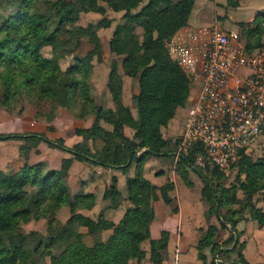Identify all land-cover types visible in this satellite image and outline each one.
<instances>
[{
	"label": "trees",
	"instance_id": "obj_1",
	"mask_svg": "<svg viewBox=\"0 0 264 264\" xmlns=\"http://www.w3.org/2000/svg\"><path fill=\"white\" fill-rule=\"evenodd\" d=\"M105 3L115 12H126L125 21L119 24L109 43L110 52L120 58L126 75L139 81V93L134 96L137 116L131 108L118 110L93 106L88 80L91 77L92 61L102 54V43L98 30L108 24L104 19L97 25L78 26L81 14L95 12L106 15ZM196 0H149L141 11H132L140 0H56L48 14H42L36 7V0H0V6L12 9L0 27V110L14 111L22 98L39 96L40 100L58 101L60 106L81 110L79 105H92L84 114L94 115L113 127L102 139L100 128L78 129L85 144L70 149L61 143L50 141L44 135H0V140H22L23 155L29 154L41 142L64 150L80 162H89L104 168H117L128 174L136 162L138 168L127 182V201L132 204L118 225L103 217L94 220L80 211L91 210L96 205L94 194L80 195L75 199L70 194L66 179L70 161H65L63 170H45L43 164H25L18 172L6 174L0 171V264H40L50 258V264H127L135 260L143 264L146 252L141 245L150 239V228L155 219L154 202L159 199L158 190L167 204L172 203L170 192L173 183L164 187L154 186L145 177V164L150 157H172L175 151L166 150L170 142L164 139L162 130L175 118L177 110L185 107L191 94V82L176 64L167 49L166 42L189 25ZM51 25L55 29H51ZM142 27L143 37L136 34ZM246 45L249 51L264 49V13L250 23ZM83 37H89L95 49L77 65L63 72L60 59L74 54ZM52 46L54 57L46 58L41 51ZM119 59L112 61L108 89L113 101L123 99V79ZM134 131V138L125 136V128ZM105 142L103 150H93L90 140ZM143 150L149 153L138 157ZM202 157L205 169L196 167ZM68 164V168H67ZM237 178L226 185V175L217 166L208 162L203 147L197 146L177 163V170L184 183L192 187L191 172L197 173L204 183L202 196L209 205V214L215 216L221 228L211 226L198 245L199 257L208 264L205 251L212 249L222 264L232 261L236 254L240 264H250L243 251L246 243L241 241L237 230L240 222L249 219L264 227V208L257 206V196L264 194V156L258 159L242 154L232 166ZM190 169V170H189ZM203 170L211 175L209 179ZM31 189L34 196H30ZM244 197L240 198L239 193ZM104 200L112 208H118L122 193L118 180L112 179L105 191ZM69 207L72 216L62 224L57 214ZM47 219V236L36 232L24 234L22 225ZM86 228L88 235L95 238L93 246L84 243ZM228 230L229 236L219 240L221 230ZM113 230L107 241L100 238L103 231ZM169 235L151 243L153 264H162L168 248ZM57 249L59 252L55 253Z\"/></svg>",
	"mask_w": 264,
	"mask_h": 264
},
{
	"label": "rangeland",
	"instance_id": "obj_2",
	"mask_svg": "<svg viewBox=\"0 0 264 264\" xmlns=\"http://www.w3.org/2000/svg\"><path fill=\"white\" fill-rule=\"evenodd\" d=\"M74 1V0H72ZM174 2L179 0H172ZM251 0H196L197 7L195 9V13L197 15V19L200 16V13L202 14V11L206 8L205 14H203L202 19L204 20L205 24L202 25V27H196V26H186L182 28L180 31H178L172 39L166 42L167 49L171 48L173 45L172 43L178 40H187L186 32L187 29H202V28H213L214 26H218L224 31H230V32H236L241 35L242 39L246 42L247 41V35H248V27H250L251 22H247L249 20V16L251 15V12L249 13V10L251 7L254 8L253 2H249ZM56 0H36V7L39 9L38 11L42 14H48L51 9V4L55 3ZM249 2V4H247ZM103 6L106 7V15H100L95 12L90 13H83L80 16V19L77 23L78 26L81 27H88L90 25H97L102 20L107 19L108 24L98 30V35L100 37L101 43H102V54L101 56L96 55L93 57L92 64V70H91V77L87 81L91 93H92V99H93V106H103L105 108H110L114 110H118L121 107H132L137 111V104L134 99L135 93H139V81L137 79L131 78L128 75L125 74L121 67V61L120 58H117L116 55L112 54L110 52L109 43L112 39L113 33L116 29V27L119 24H122L125 21L124 16L126 15V12H115L111 10L105 3H101ZM149 4V0H140V5L137 9H134L132 11L133 14H136L138 12H141L147 5ZM242 4V5H241ZM247 7H249L247 9ZM219 10H216V9ZM219 11V13H218ZM13 12L10 8H3L0 6V27L4 24V21L9 17L12 16ZM190 23V22H189ZM51 29L54 30L55 26L51 25ZM136 34L140 36V38L143 37L144 30L142 27L136 28ZM95 49V45L92 44L89 37H83L81 44L77 48V50L74 52V54L67 56L66 58L60 59V67L63 72H66L69 68L77 65V61L80 59H84L88 56L90 52H92ZM42 55L46 58H53L55 53L52 46L45 47L41 51ZM119 59V65H120V74L123 79V92L125 95H123V99L119 102H115L112 99V96L110 94V91L108 89V80L109 75L111 73V65L112 61ZM186 75V74H185ZM190 81V80H189ZM191 82V81H190ZM195 88L197 86L191 82V93L195 92ZM136 94V95H137ZM110 95V96H108ZM111 97V99L107 98ZM190 97L188 98V101L186 103V106L188 107L190 104ZM41 98L37 95H34L32 97H25L22 98L21 101L16 105L15 110L10 112L5 109L0 110V135H9V134H16V135H30V134H36V135H44L48 136L50 135L53 137L52 142L61 143L64 146L70 148V149H76L82 145L85 144L84 139L82 143L79 144H72L71 136H69V131H73L76 128V131L78 129H86L90 126H92L91 121L100 123V135L103 137L105 136V133L107 131H112L113 127L103 121H98L97 118L94 115H87L86 117H79L78 114H84L88 111L89 107H92V105H84L80 104L79 107L81 110H73L69 109L68 107L60 106L58 101L52 100H40ZM128 105V106H127ZM129 107V108H130ZM138 114V112H137ZM108 125L111 127V130H108L104 128ZM61 129V132L57 135L56 131L57 128ZM93 127V126H92ZM90 127V128H92ZM88 128V129H90ZM130 129V128H129ZM132 130V129H131ZM46 131V133H45ZM133 131V130H132ZM1 133H7V134H1ZM64 133V134H63ZM64 135V136H63ZM76 135H78L76 133ZM63 136V137H62ZM79 136V135H78ZM65 137H67L65 139ZM81 137V136H80ZM48 138V137H47ZM76 138V137H74ZM100 138L98 141L90 140L89 144L90 147L95 150H103L105 147V142ZM67 140V141H66ZM2 141H9L12 142L10 149H1L0 155L2 154H9L15 155L16 157H22L26 160V163L30 164L28 162V159L30 155L34 152H37V154H40L39 152V146H41L43 143L41 142L37 148L32 150V152L29 154L28 158H25L23 155V146L25 145V142L22 140H0ZM169 141V140H168ZM68 142V143H67ZM170 144H172V147H168L166 150L168 151H175L176 152V146L174 144V140L169 141ZM48 144V143H46ZM68 146H67V145ZM1 145V144H0ZM44 145V144H43ZM49 145V144H48ZM50 146V145H49ZM2 148V147H0ZM98 148V149H97ZM51 153H57V154H66L69 155V153L65 152L62 149L55 148L50 146ZM144 151V150H143ZM142 151V152H143ZM140 152V153H142ZM139 153V154H140ZM71 155V154H70ZM72 156V155H71ZM250 156L254 159H258L260 157L264 156V135L260 139L257 147L254 149L253 152L250 153ZM47 155L44 153L42 156L37 157L36 159L42 160L45 167V170H54L49 168L48 160L46 159ZM152 158V159H151ZM181 160V159H180ZM179 160V161H180ZM30 161V160H29ZM46 161V162H45ZM176 161V160H175ZM178 161V162H179ZM32 162V161H31ZM25 163V164H26ZM147 165L146 168L148 169V166H151L153 164L160 166L162 163L163 166L169 167V172L172 171V163L169 160L165 161V157H150L147 159ZM34 164V163H33ZM2 165V164H0ZM32 165V164H30ZM37 165V164H35ZM25 166V165H24ZM23 166V167H24ZM64 167V166H63ZM176 172L177 170V164L175 163ZM196 167H199L196 161ZM68 168V164H67ZM201 169H205L204 167H199ZM69 169L68 168V176H69ZM174 169V167H173ZM60 170H63L60 169ZM55 170V171H60ZM151 170V169H150ZM190 170V169H189ZM2 171V170H0ZM19 170L15 171L18 172ZM6 174L5 171H2ZM204 175H206L209 179H211V175L203 170ZM226 175V185L230 186L233 184L237 178V170L234 168H231V170L228 173H225ZM68 176L66 179L67 185H68ZM154 179V177H151ZM190 178L195 181L198 185L204 184L200 176L195 173L191 172ZM179 182V181H178ZM180 183V182H179ZM30 191V196H34V192L31 189H28ZM190 190H187V188H182L181 192V198L183 202V195L189 193ZM191 193V192H190ZM71 194V192H70ZM72 196V194H71ZM240 198L244 197L243 192L239 193ZM262 196V195H261ZM72 198H74L72 196ZM75 199V198H74ZM257 204L262 203L261 201H264V196L262 198L258 197ZM179 201L176 199V201L173 202L172 205H169L168 208L163 207L164 209H167V211L171 212L172 214H177L176 207H178ZM183 204V203H182ZM161 205H164L163 203ZM72 216V213L69 209V207H66L65 210H61L57 214V219L62 223L65 224ZM48 220L44 219L41 221H32L29 224L22 225L21 230L24 234H29L32 232H36L40 234V236H47V228H48ZM257 225V222H252L251 225H249V228L252 229L253 225ZM83 229V228H82ZM81 229V231H82ZM257 230V229H256ZM95 240V239H94ZM85 243V242H84ZM86 244V243H85ZM87 245V244H86ZM55 253H58L59 251L57 249L54 250ZM236 255V254H235ZM237 258V255H236ZM51 259L47 258L43 260L40 264H50ZM131 260L127 263L130 264Z\"/></svg>",
	"mask_w": 264,
	"mask_h": 264
},
{
	"label": "crops",
	"instance_id": "obj_3",
	"mask_svg": "<svg viewBox=\"0 0 264 264\" xmlns=\"http://www.w3.org/2000/svg\"><path fill=\"white\" fill-rule=\"evenodd\" d=\"M249 2H253L254 8L251 7L250 9H248L249 7H247L249 13L251 12L249 20L247 22L252 23L258 15L264 13V0H251ZM249 2L247 4H249ZM196 7L197 2L195 4L189 25L202 27V25L205 24L202 16L203 14H205L206 8L204 9V11H202V14L200 13L199 18L197 19V15L195 13ZM216 10L219 9L217 8ZM262 40L264 43V35L262 37ZM193 93L194 92H192L191 94ZM136 94L137 93H135V95ZM108 96L107 98L111 99V97ZM130 108L134 116H137V111H135V109L132 107ZM187 108V106L179 108L177 110L175 118L167 127L163 128L162 133L164 139L172 141L181 135L187 119ZM91 123L92 126L98 125L101 127L100 123L98 122L91 121ZM104 128L111 130V127H109L108 125H106V127L104 126ZM60 132L61 129L58 127L56 134L62 135L59 134ZM69 132V136H71V141L73 142L72 144L77 145L83 142L82 137L76 135V128L73 131ZM124 134L129 139L134 138V131L127 127L124 130ZM47 137L50 140L53 139V137H51L50 135H48ZM66 138L67 137H65V139ZM0 144V147H2L0 148V150L9 149L10 151V149L12 148V142L2 141L0 142ZM43 144L39 146L40 154H37V152L32 153L28 159V162L32 165L44 163L42 162V160H38L36 158L42 156L45 153L47 155L46 159L48 160L49 168L60 170L63 168L65 161H70L68 187L72 196L76 198L80 195L94 194L96 197V205L93 209L80 212L94 220H98L99 218L103 217L105 220L112 222L114 225H118L126 215V212L130 208H132V204L127 201V182L129 178H133L135 176L138 164L134 162L129 170V173L126 174L122 170L117 168H104L101 166L93 165L89 162L77 161L70 154L66 155L52 153L51 155V153L49 154V152H51L50 146L46 143ZM172 146L173 145L170 144V147ZM138 157L141 156L138 154ZM169 159L172 163L171 172H169L168 166L162 165L163 163L160 166L153 164L151 166H148V169L146 168L147 163L145 164V177L154 186L161 188L168 185L169 183H173L174 189L169 194L172 198L171 204H167L164 201L161 192L158 190L159 199L154 202L155 219L152 222L150 228V239L146 240L141 245L142 249L146 252V257L143 261V264H153L151 260V243L152 241L161 239L163 233H167L169 235V242L167 250L163 253L164 261L162 264H203V261L199 257L198 245L202 237L206 235L208 229L211 226H217L221 228V224L215 216H211L209 214V205L202 196L204 184L198 185L194 180H192L194 185L192 187L187 186L180 178L179 174H177L176 172L175 156L165 157V161ZM25 163L26 160L24 158H18L15 155H10V153L7 155H0V164H2L0 165V170L7 173L20 170L25 165ZM114 177H116L118 180V189L123 196V201L118 208H112L111 202L109 200H104L103 198L105 191L111 186L112 179ZM151 177H154V179ZM184 187L190 191L186 195H183L182 202V198L180 195L182 192V188ZM261 195L257 196L258 199L264 196V194ZM176 199L179 201V203L178 207H176L177 214L175 215L167 211V209H164L163 207L168 208L169 205H172L173 202L176 201ZM261 202L262 203L257 204V206L260 208H264V201ZM162 203L164 205H161ZM65 209L66 207L63 208V210ZM252 222L255 221L249 219L248 221L240 222L237 225V230L241 233V241L246 243L243 254L250 264H264V227L261 228L258 224H254L252 229H250L249 225H251ZM82 233L86 235L84 238V242L88 246H93L95 238L88 235V230L86 228L82 229ZM112 233L113 230L103 231L100 234V238L103 241H107ZM228 236L229 231L222 229L219 234V240H224ZM205 255L208 258V264H212V249L210 248L206 250ZM231 257L233 259L232 261L236 260L235 254H231ZM215 258L216 264H222L220 259H217L218 255H216ZM230 262H226V264H230ZM130 264H137V262L135 260H131Z\"/></svg>",
	"mask_w": 264,
	"mask_h": 264
},
{
	"label": "built area",
	"instance_id": "obj_4",
	"mask_svg": "<svg viewBox=\"0 0 264 264\" xmlns=\"http://www.w3.org/2000/svg\"><path fill=\"white\" fill-rule=\"evenodd\" d=\"M187 30V40L169 49L197 86L183 132L174 139L176 164L201 146L208 162L228 173L264 135V49L249 51L240 34L218 26ZM197 164L205 168L202 157Z\"/></svg>",
	"mask_w": 264,
	"mask_h": 264
},
{
	"label": "water",
	"instance_id": "obj_5",
	"mask_svg": "<svg viewBox=\"0 0 264 264\" xmlns=\"http://www.w3.org/2000/svg\"><path fill=\"white\" fill-rule=\"evenodd\" d=\"M150 151L149 150H144L142 153H140L139 155L140 156H143L144 154H146V153H149ZM230 264H240V263H238L237 261H232V262H230Z\"/></svg>",
	"mask_w": 264,
	"mask_h": 264
}]
</instances>
